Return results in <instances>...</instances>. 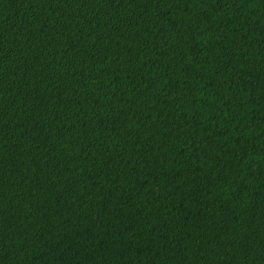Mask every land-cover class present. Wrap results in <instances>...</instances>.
Instances as JSON below:
<instances>
[{
    "label": "trees",
    "instance_id": "1",
    "mask_svg": "<svg viewBox=\"0 0 264 264\" xmlns=\"http://www.w3.org/2000/svg\"><path fill=\"white\" fill-rule=\"evenodd\" d=\"M0 264H264V0H0Z\"/></svg>",
    "mask_w": 264,
    "mask_h": 264
}]
</instances>
